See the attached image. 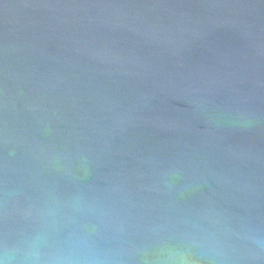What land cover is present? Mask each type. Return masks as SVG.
<instances>
[{"label": "water", "instance_id": "water-1", "mask_svg": "<svg viewBox=\"0 0 264 264\" xmlns=\"http://www.w3.org/2000/svg\"><path fill=\"white\" fill-rule=\"evenodd\" d=\"M6 264H264V0H0Z\"/></svg>", "mask_w": 264, "mask_h": 264}, {"label": "clouds", "instance_id": "clouds-1", "mask_svg": "<svg viewBox=\"0 0 264 264\" xmlns=\"http://www.w3.org/2000/svg\"><path fill=\"white\" fill-rule=\"evenodd\" d=\"M0 264H6L5 259L0 258ZM58 264H76V262L68 258L60 260Z\"/></svg>", "mask_w": 264, "mask_h": 264}]
</instances>
